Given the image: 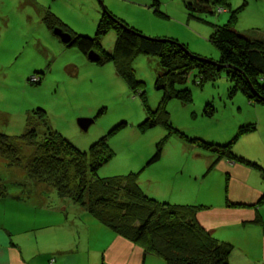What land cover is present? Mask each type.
I'll list each match as a JSON object with an SVG mask.
<instances>
[{"label": "rangeland", "instance_id": "374dc122", "mask_svg": "<svg viewBox=\"0 0 264 264\" xmlns=\"http://www.w3.org/2000/svg\"><path fill=\"white\" fill-rule=\"evenodd\" d=\"M226 3V7L211 3L202 12H189L182 0H0V134H23L30 114L36 130L44 131V124L32 115L41 109L50 130L86 152L113 128L125 123L126 126L108 136L112 157L95 174H90V179L136 173L139 185L148 188L153 181L172 180L174 170L182 165H196L205 174L204 160L212 159L207 152L162 125L141 129L149 111L157 108L162 97L154 86L156 78L165 72L158 57L138 54L134 58L135 79L142 86L133 90L115 71L113 63L98 65L75 46H65L54 34L55 29L53 33L48 30L43 17L50 12L71 32L93 38L106 13L148 38L177 41L192 54L218 62L219 52L210 41L215 26L231 23L234 31L250 40L264 39V0H226ZM218 7L225 9L220 8L218 13ZM116 39L117 31L108 30L99 37L101 48L113 52ZM177 74L175 71L173 90H189L191 101L169 99L167 112L172 128L187 138L223 145L237 135L240 125L253 124L255 130L238 138L233 151L264 166L261 149L251 146L253 139L264 138V105L249 103L240 91L231 94L232 83L224 70L202 83L195 67L184 76ZM31 77L40 80L32 82ZM80 118L93 120L87 131L79 127ZM159 147L160 159L149 164ZM180 149L184 158H179ZM24 153L27 155L25 150ZM218 177H222L221 173L212 170L201 183L208 182L211 190ZM47 187L54 192L47 194L48 199L54 196L62 204L52 202L43 209L17 200H3L8 206L0 202V221L15 230L51 225L49 232L32 229L27 236L37 251L47 249L36 254L35 259H40L41 264H54L55 253L64 251L68 240L70 226L63 224L66 214L71 213L67 207L76 206L88 213L86 208L67 197H59L52 186L31 178L21 168L8 166L0 157V192L6 188L9 195L34 197ZM202 193L205 195L207 191ZM3 215L7 221L1 218ZM70 217L69 222L80 219ZM95 222L101 225L97 220L92 224ZM57 259L61 260L60 255ZM28 262L34 263L32 257Z\"/></svg>", "mask_w": 264, "mask_h": 264}, {"label": "trees", "instance_id": "16d2710c", "mask_svg": "<svg viewBox=\"0 0 264 264\" xmlns=\"http://www.w3.org/2000/svg\"><path fill=\"white\" fill-rule=\"evenodd\" d=\"M182 1L189 12H202L211 3H220L225 7L227 4L226 0ZM220 8L223 7H218L216 12L221 13ZM104 15L93 38L71 32L50 12L43 17V22L51 32L60 28L70 35V41L63 43L65 46H75L86 56L90 51H95L100 55V59L95 62L98 65L113 63L115 71L133 90L142 86L135 79L132 68L134 58L138 54L158 57L165 72L156 78L154 86L162 92V97L157 108L149 111L148 119L141 129L162 125L170 133L179 134L189 144L207 152L212 159L202 176H207L222 159L247 165L264 174V166L260 162L248 157L246 159L233 151L237 139L253 132L255 125H240L237 135L230 142L218 145L185 137L172 128L167 112V103L173 97L184 102L191 101L189 90H173L174 72L184 76L194 67L198 69L201 83L214 79L224 70L232 83L231 94L240 91L249 103L264 105V39L250 40L234 31L231 23L215 26L210 41L218 50L220 59L212 62L192 54L177 41L148 38L110 15ZM112 28L117 31V39L113 52H106L101 48L99 37ZM32 115L38 116L44 124V131L36 130L30 114L27 115L26 132L18 136L0 134V157L7 161L8 166L25 170L31 178L52 186L59 197H67L84 206L93 218L110 231L137 244L144 253L159 257L164 264H228L233 245L213 237L196 219L204 206L172 204L152 198L139 185L136 173L90 179V174H95L112 157L108 136L126 126L125 123L113 128L85 152L77 149L62 134L50 130L43 110L37 109ZM160 157L159 147L149 164ZM7 195L5 188L0 192V199ZM260 203H264V198Z\"/></svg>", "mask_w": 264, "mask_h": 264}, {"label": "crops", "instance_id": "0c3cea01", "mask_svg": "<svg viewBox=\"0 0 264 264\" xmlns=\"http://www.w3.org/2000/svg\"><path fill=\"white\" fill-rule=\"evenodd\" d=\"M251 144L252 147L261 149V155L264 157V138L253 139ZM179 153V158L185 157L181 149ZM204 161L207 167L210 159ZM212 170L221 173L222 177H218L217 185H213L211 190L208 188V182L201 183L205 178L201 169L192 164L176 168L172 180L167 179L162 183L153 181L148 188H141L146 194L162 202L204 206L196 219L213 237L233 245L234 250L228 264H264V203H260L264 198V174L247 165L224 159ZM203 191H207V194L203 195ZM47 194L54 192L47 187L43 193L40 189L37 193L39 198L36 200L37 195L23 198L19 194L11 195L14 197L11 200L43 209L50 207L52 202L56 205L57 202L62 204L58 197L56 199L52 196L48 199ZM8 199L9 194L1 198L0 202L7 205L3 200ZM67 208L71 213L66 214L63 224L70 226L68 240L63 246L65 250L55 253L60 255L61 260L58 261L56 255L54 264H164L159 257L144 253L137 244L121 236L116 237L104 225H98L96 222L92 224L96 220L84 210L72 205ZM50 210L52 209H47L48 212ZM72 215L81 220L76 218L69 222ZM6 217L1 216L7 221ZM17 220L21 222L20 219ZM34 224L38 225L35 221ZM51 228L50 225L15 230L0 221V264H32L28 262L31 257L33 264H41L40 259H35L36 254H41L47 249L37 251L36 245H31L27 235L32 229L46 233L51 231ZM76 232H79V235H76Z\"/></svg>", "mask_w": 264, "mask_h": 264}, {"label": "water", "instance_id": "95a60500", "mask_svg": "<svg viewBox=\"0 0 264 264\" xmlns=\"http://www.w3.org/2000/svg\"><path fill=\"white\" fill-rule=\"evenodd\" d=\"M53 32L60 38L62 43H68L70 41V35L66 32H63L62 29L55 28ZM86 57L91 62H97L100 59V55L95 51H90ZM77 123L83 131H87L89 126L93 123V120L88 118H80L78 119Z\"/></svg>", "mask_w": 264, "mask_h": 264}, {"label": "built area", "instance_id": "2783aa9c", "mask_svg": "<svg viewBox=\"0 0 264 264\" xmlns=\"http://www.w3.org/2000/svg\"><path fill=\"white\" fill-rule=\"evenodd\" d=\"M37 79H38V78H36V77H31V81H32V82H36Z\"/></svg>", "mask_w": 264, "mask_h": 264}]
</instances>
